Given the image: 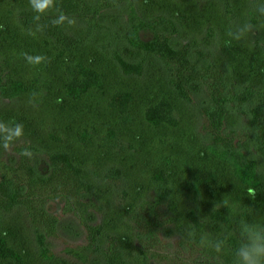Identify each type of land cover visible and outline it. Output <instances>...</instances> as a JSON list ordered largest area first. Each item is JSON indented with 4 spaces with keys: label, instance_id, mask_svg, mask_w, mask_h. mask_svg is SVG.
I'll return each mask as SVG.
<instances>
[{
    "label": "trees",
    "instance_id": "trees-1",
    "mask_svg": "<svg viewBox=\"0 0 264 264\" xmlns=\"http://www.w3.org/2000/svg\"><path fill=\"white\" fill-rule=\"evenodd\" d=\"M25 1L0 0V100L26 102L0 115V122L21 123L27 138L11 145L13 157H0V264L30 263L3 231L18 208L33 230L38 257L53 264L47 239L59 220L47 209L51 200H62V212L85 228L87 244L69 249L83 263L168 261L161 237L173 229L192 258L185 264H232L241 221L264 224V41L228 33L238 30L240 11L254 27L255 6L264 0H208L223 17H199L195 27L193 16L185 20L189 0H152L166 11L148 15L133 0H56L39 20ZM122 4L128 30L120 40L136 52L133 61L105 40L104 15ZM59 14L83 31L73 35L66 23L54 26ZM204 25L205 37L199 34ZM184 35L194 38L181 40ZM95 44V58H84L85 47ZM24 53L47 59L30 65ZM148 66L157 67L156 81L144 78ZM107 70L131 83H112ZM182 107L194 109L193 123L184 122ZM33 111L45 125L42 149L26 126ZM25 149L30 158L21 155ZM122 156L138 158L135 169L126 171ZM139 159L154 169L138 183ZM100 184L114 194L99 199ZM93 213L104 216V224L91 223ZM201 235L225 240L223 251L201 248ZM181 248L173 253L178 261Z\"/></svg>",
    "mask_w": 264,
    "mask_h": 264
},
{
    "label": "rangeland",
    "instance_id": "rangeland-1",
    "mask_svg": "<svg viewBox=\"0 0 264 264\" xmlns=\"http://www.w3.org/2000/svg\"><path fill=\"white\" fill-rule=\"evenodd\" d=\"M135 7L141 15H148L150 13H153L155 11L161 12V11H166L164 4L161 1H148L147 0H133ZM191 7H188L187 9H190L189 13H185V20L191 19V16L193 20L190 21V24H193L195 27L196 23L202 22L199 17H206V20L209 21H214L215 18H222L223 17V11L222 9L215 3L210 2L208 0H189L188 2ZM25 4H29V0L25 1ZM253 3V7H254ZM189 6V5H188ZM161 10V11H159ZM183 11V9H182ZM184 12V11H183ZM244 11L239 12V16H236L237 19L234 24V28L239 29L245 24H251V22L248 20L246 15L243 13ZM4 13H1L0 11V16L3 15ZM204 22L203 24H205ZM103 24L107 28V33H106V41L110 40L111 42L115 43L118 47L119 52L122 54L123 58L128 60V61H133L136 56V52L128 47L123 41H121L120 36L123 35L127 30H128V23H127V5L122 4L119 8L113 11H109L104 15V21ZM252 25V24H251ZM66 28L69 30L71 34H79L82 30V25L76 21L75 25L69 26L66 23ZM205 25L201 27V31L199 34L204 35V29ZM203 31V32H202ZM252 38H258L261 41H264V16H261L260 14L257 13L255 16V25L253 27L252 25V30L248 32ZM197 37V36H195ZM205 37V35L203 36ZM194 36H189V35H184L181 40H186V39H192ZM198 38V37H197ZM98 43V42H97ZM92 50L89 47H85L83 50V55L84 58H95L96 56L94 54V49H96L97 44L92 46ZM100 55L102 54L101 52L99 53ZM98 54V55H99ZM109 67V66H108ZM107 68V67H106ZM153 66H148L144 78H147V81H153L158 79L159 72L157 71ZM111 71L107 70V75H110ZM117 74V73H116ZM112 77V75H110ZM113 81L111 79V82H119L121 80L126 81V84L131 83L130 79H126L122 77L121 75H116ZM202 96L196 95L195 100L196 102H201ZM26 105L25 100L24 101H3L0 100V115H3L4 113H10V112H16L22 108V106ZM37 111H33V119L29 118L27 119L28 125L30 128L36 132L37 137L39 139L37 142L39 143L40 148H44L48 144L47 137L43 134L45 129V125L40 122V119L38 116H36ZM182 116L183 120L185 123H193L195 121V112L194 109L191 107H182ZM42 123V125H41ZM236 123H238L236 119ZM20 125H22L20 123ZM15 126V125H14ZM13 126V127H14ZM23 126V125H22ZM5 134L4 132H0V144L3 142ZM27 139L25 136H21L17 138L11 145L21 142L22 140ZM5 150L3 147H0V157L8 160L11 157H13V151H12V146ZM130 158V157H129ZM128 157L122 156V165L123 167H126L125 170L128 171L129 169L134 168L132 165H135L137 163L136 159H129ZM42 160V155H39L38 161ZM126 160V161H125ZM141 162L144 164L142 165L140 171L141 173L139 174L140 177L138 178L139 182L142 180L145 181V177H148V175L153 172L154 166L149 165L150 163L146 162L143 159ZM150 161L149 159H146ZM259 164H260V169L261 172L264 173V158L259 159ZM118 162V160H117ZM135 169V168H134ZM130 175V174H129ZM127 176V175H126ZM132 176V173L131 175ZM131 179V178H130ZM136 179V178H135ZM137 180V179H136ZM129 181V180H128ZM142 184V183H141ZM126 186H128L126 184ZM144 187V186H143ZM139 188V187H138ZM111 193L114 194V190L111 188V186L107 184H100V186L97 189V194L99 195V199H102L100 197H110ZM141 193V190H140ZM142 194V193H141ZM114 197L112 196L111 199ZM105 200V199H104ZM62 207H63V201L62 200H51L47 203V209L48 211L57 216L59 222L57 225V230L54 236H51L47 239V246L50 250V252L55 256L53 264H100L96 258L90 259L89 262L83 263L74 256L69 253V249H76L81 246H85L87 244V234L85 228L80 224V222L71 214H64L62 212ZM7 223L4 224L3 226V231H8L10 232L9 234V241L10 243L14 246V248L20 252L23 256L29 260V264H47L44 262L42 259H40L37 255V246L34 240V233L32 228L30 227L25 213L22 209H15V211L8 217ZM260 218H258L259 220ZM91 223L93 224H104V216H101L99 213H93V219L91 215ZM114 224V223H113ZM116 224V223H115ZM118 225V224H116ZM119 227L120 226H116ZM162 242L169 252V260H159L154 261V264H185L189 263L188 261H191V256L190 253L187 249V247H180L179 241H180V235L177 231L171 229L169 230V234H163L162 235ZM181 248L180 250V255H181V260L178 261L173 253H176V251ZM199 255L197 254L194 259H196L197 263H201L202 259L197 258ZM194 264V263H191Z\"/></svg>",
    "mask_w": 264,
    "mask_h": 264
},
{
    "label": "clouds",
    "instance_id": "clouds-1",
    "mask_svg": "<svg viewBox=\"0 0 264 264\" xmlns=\"http://www.w3.org/2000/svg\"><path fill=\"white\" fill-rule=\"evenodd\" d=\"M32 11L36 14L35 19L39 20L40 16L46 14L50 10L56 8V0H29ZM255 11L264 16V2L255 6ZM54 26H62L67 23L69 26L75 25L74 18H70L64 14H59L53 21ZM37 30H40L39 27ZM252 30L251 24H245L240 27L236 32L229 31L228 35L236 40L243 38L246 33ZM34 34V33H30ZM24 58L30 65H38L45 61L47 58L43 56H32L24 53ZM0 132L7 133L4 136L2 144L7 150L11 143L23 135V126L16 124L14 127H8L5 123L0 122ZM21 155L31 157L30 150L25 149ZM240 242L234 250V258L232 264H264V224L248 223L241 221L239 226ZM187 237L190 240H195V232L189 230ZM199 246L201 248H210L217 253H221L225 247V240H210L207 235H201L199 239Z\"/></svg>",
    "mask_w": 264,
    "mask_h": 264
}]
</instances>
